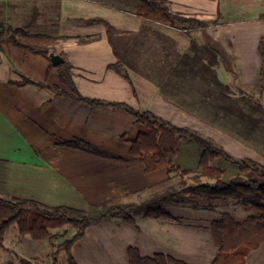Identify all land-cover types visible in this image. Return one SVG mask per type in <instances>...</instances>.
<instances>
[{"label":"crops","instance_id":"1","mask_svg":"<svg viewBox=\"0 0 264 264\" xmlns=\"http://www.w3.org/2000/svg\"><path fill=\"white\" fill-rule=\"evenodd\" d=\"M32 1L0 0V22L24 32L55 37L53 54L72 64L73 81L79 92L89 98L125 102L150 110L175 125L187 126L181 120L188 117L187 111L197 109V84L203 90L201 110L217 105L222 90L210 82L209 75L199 77L184 71L186 65L181 66V72L174 70L188 54L196 57L194 46L199 52L197 57L207 63L209 47L218 50L215 71L223 85L256 91L258 81L264 78L262 10H249L252 14L248 17L226 22L222 0H212V6L211 0H168L175 13L215 21L204 28L184 30L139 16V5L130 0H122L124 4L120 6L114 0H40L38 6ZM96 17L106 19L124 34L121 47L128 48L129 60L138 64V69L127 68L130 80L109 68L118 57L105 25L85 21ZM200 45L202 49L198 51ZM225 55L231 56L236 74L224 65ZM50 64L51 59L44 55L12 42L0 43V196L94 210L108 201L141 202L161 191L169 176L167 169L146 173L143 160L130 154L131 141L144 126L129 112L110 106L91 107L36 84L11 83L21 81V74H25L70 91L56 70L48 71ZM143 64L152 66L143 71ZM216 88L218 98L214 101L210 92ZM237 101L236 105L243 103ZM215 131L228 139L225 132ZM203 134L226 148L209 132ZM77 140L96 145L112 156L67 144ZM228 141L236 146L238 153L232 152L236 157H250L264 164V152L252 142L246 143L238 136ZM201 152L194 142L183 140L174 163L193 174L194 170L200 172ZM231 165L223 164L224 176ZM176 176L174 173L170 177ZM225 210L236 216V211L221 205L208 210L176 204L165 208L170 217L138 216L134 224L116 218L102 220L87 228L73 244L72 253L79 264H129L128 249L137 246L144 256L164 253L188 264H211L219 252L212 222ZM238 211L244 218L250 213L242 205ZM245 264H264V242L247 255Z\"/></svg>","mask_w":264,"mask_h":264},{"label":"trees","instance_id":"2","mask_svg":"<svg viewBox=\"0 0 264 264\" xmlns=\"http://www.w3.org/2000/svg\"><path fill=\"white\" fill-rule=\"evenodd\" d=\"M138 1L137 14L158 23L184 30L204 28L215 23V21L209 23L195 16L175 13L171 10L168 0ZM85 21L105 25L108 38L118 57L117 62L109 65V68L130 80L127 68L136 67L138 69V64L129 60L128 48L125 50L121 47V39H124V34L104 18H89ZM0 25L3 26V30L0 32V43L12 42L16 46L51 59L53 47L56 43L55 37L24 32L19 27L6 24L5 21L0 22ZM139 34L134 37L137 39ZM117 39L121 48L120 51L116 43ZM193 50L197 57L199 52L196 51L195 46ZM261 50L264 53L262 43ZM209 52L208 63L202 61L199 56L201 72L203 71L204 76L208 73L210 82L224 89L226 85H223L217 79L215 73V66L219 63L217 60L219 52L213 47H209ZM196 57H194V62H196ZM223 59L227 69L236 74L231 56L225 55ZM194 62L191 61V54H188L187 59L182 58L179 62L181 64L174 70L181 72L183 70L181 66L186 65L188 68H185L184 71L195 73L196 70H192ZM148 66L152 65L147 64L143 71H149ZM72 68V64L64 59V62L57 66L51 63L48 69V71L56 70L61 82L70 91L60 85L37 81L25 74H21V81H11V83L19 86L28 83L36 84L40 87L53 89L57 95L73 97L91 107L110 106L116 110L129 112L134 116L137 123L144 126V130L138 137L131 141V156L143 160L146 173L166 168L169 175L167 180H170L172 178L170 176L174 173H180L182 176L190 175L189 170L183 169L174 163L180 142L190 140L198 145L202 151L198 164L200 172L191 177L193 185H188L182 189L174 188L155 192L141 202L108 201L96 206L94 210L79 209L66 205L51 206L32 198H5L0 196V247L4 244L7 229L12 225H16L21 235H29L35 241H44L53 237L52 229L73 226L76 232L57 246L52 264L58 263L56 255L61 251H65L67 264H79L73 256L72 246L93 223L116 218L134 224L138 216L170 217L165 208L171 205L183 204L196 209L213 210L224 201L236 199L243 207L252 212L245 218L238 219L233 212L225 210L221 213L219 219L212 222L211 228L219 252L211 264H245L247 255L258 249L264 242V164L250 157H236L211 137L193 128L175 125L150 110L135 108L125 102H111L86 97L79 92L73 81ZM195 74L199 77L202 76L198 73ZM236 108H238V105H236ZM121 139L124 140L125 136H121ZM67 144L104 156H112L84 140L68 142ZM219 158L237 166L238 174L234 179L224 180L225 169L214 164L216 159ZM128 254L129 264H188L164 253L144 256L137 246L129 247ZM19 264H36V262L21 258Z\"/></svg>","mask_w":264,"mask_h":264},{"label":"rangeland","instance_id":"3","mask_svg":"<svg viewBox=\"0 0 264 264\" xmlns=\"http://www.w3.org/2000/svg\"><path fill=\"white\" fill-rule=\"evenodd\" d=\"M7 1L10 2L11 0ZM31 1L32 0H28V2ZM39 1L40 0H34V4L38 6L37 3L39 4ZM130 2H133L136 6L139 5L138 0H130ZM114 3L119 6L124 4L122 0H114ZM210 3L212 6L213 1L211 0ZM222 3L223 8L225 9L226 22L238 21L239 19L248 17L256 11H264V0H222ZM249 10H253V12L251 11L252 13H250ZM117 41L118 39L116 40V43L118 44V50L120 51L121 48ZM197 49L201 50L202 46L200 45ZM195 60L196 62H194L192 70H196L195 73L202 75L203 71L201 72L199 57H196ZM191 61H194V59L191 58ZM142 66L145 69L146 64H143ZM127 71L129 72L128 69ZM262 72L264 74V69ZM206 74L208 75V73ZM200 82L201 80L199 79L198 83ZM197 86L196 91L198 94L194 95V102L199 100V104L195 105L197 109L194 108L193 110L187 111L189 114L188 117L181 120V123L187 124V126L184 127L193 128L201 133L206 131L209 132L211 135L217 137L221 142H224L223 144L229 149V151H231V153L233 151L236 152V146L228 141L229 139L231 140L233 136L242 138L246 141V143H249V141L252 142L255 147L264 152V78L263 80L258 81L256 91L252 88L247 91L245 89L237 90L238 87H232L229 85L225 86V88L219 93L217 105H211V107H209L210 110L200 109L203 107V105H200V98H202L203 90L201 84H197ZM216 91L217 88L211 90L214 101L218 98V93ZM237 99L243 102L238 105V108H236V104L239 103ZM249 102H252V105H249ZM215 130H220L222 133L225 132L224 136L228 139L216 134ZM92 146L101 149L96 145ZM234 155L237 156V154ZM224 161V159L219 158L216 159L215 162L217 163L214 164L215 166L221 168L223 167V164L227 162ZM227 169L228 170L226 176H224V180L226 179L229 181L234 179L238 174L236 166L233 164ZM198 173L199 171L196 172V170H194V174L190 173V175L187 176H182V174L177 173L176 177L163 182L161 191L174 188L182 189L188 185H193L194 183L191 180V177L197 175ZM202 179L208 180L207 178ZM220 205L226 209H233L236 211L235 213L238 219L244 218L239 214L241 213L238 211L241 208V204L236 199H229L222 202ZM251 212L252 211H250V213ZM51 232L53 237L44 241H35L29 235H21L16 225L10 226L6 231L4 244L0 247V264H7L10 262L19 264L22 257L34 260L36 264H52L54 252H56L57 246L64 239L73 236L76 229L73 226H65L62 228L52 229ZM56 257L58 261L57 264L68 263L65 251H61L58 255H56Z\"/></svg>","mask_w":264,"mask_h":264},{"label":"water","instance_id":"4","mask_svg":"<svg viewBox=\"0 0 264 264\" xmlns=\"http://www.w3.org/2000/svg\"><path fill=\"white\" fill-rule=\"evenodd\" d=\"M63 62H64V59H63L61 56H59V55H57V54H53V55L51 56V63H52L53 65L57 66V65H59V64H62Z\"/></svg>","mask_w":264,"mask_h":264}]
</instances>
